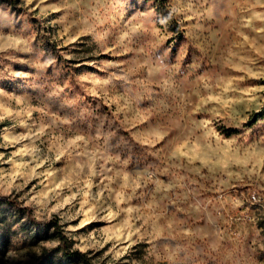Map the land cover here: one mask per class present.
I'll return each mask as SVG.
<instances>
[{"label": "rangeland", "instance_id": "rangeland-1", "mask_svg": "<svg viewBox=\"0 0 264 264\" xmlns=\"http://www.w3.org/2000/svg\"><path fill=\"white\" fill-rule=\"evenodd\" d=\"M263 109L264 0H0V264H264Z\"/></svg>", "mask_w": 264, "mask_h": 264}, {"label": "trees", "instance_id": "trees-1", "mask_svg": "<svg viewBox=\"0 0 264 264\" xmlns=\"http://www.w3.org/2000/svg\"><path fill=\"white\" fill-rule=\"evenodd\" d=\"M260 115L263 116L264 112H261ZM49 223L52 226L53 231L59 240L60 250H62V252L66 256L75 257L76 259L79 260L81 264H94L85 252H82L77 249H71L69 238L66 235V232L63 229L62 225L59 223L58 219L56 218L51 219Z\"/></svg>", "mask_w": 264, "mask_h": 264}, {"label": "built area", "instance_id": "built-area-1", "mask_svg": "<svg viewBox=\"0 0 264 264\" xmlns=\"http://www.w3.org/2000/svg\"><path fill=\"white\" fill-rule=\"evenodd\" d=\"M252 196H255L256 198H259V197H257V195H256V194H253Z\"/></svg>", "mask_w": 264, "mask_h": 264}, {"label": "bare ground", "instance_id": "bare-ground-1", "mask_svg": "<svg viewBox=\"0 0 264 264\" xmlns=\"http://www.w3.org/2000/svg\"><path fill=\"white\" fill-rule=\"evenodd\" d=\"M253 197V196H252ZM255 199V198H254Z\"/></svg>", "mask_w": 264, "mask_h": 264}]
</instances>
